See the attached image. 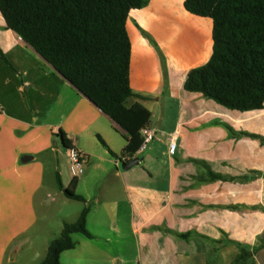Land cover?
I'll return each mask as SVG.
<instances>
[{
  "label": "crops",
  "instance_id": "0c3cea01",
  "mask_svg": "<svg viewBox=\"0 0 264 264\" xmlns=\"http://www.w3.org/2000/svg\"><path fill=\"white\" fill-rule=\"evenodd\" d=\"M127 31L130 86L150 97L141 103L152 113L155 138L139 152L138 168L124 171L125 132L9 29L0 13V264L15 241L46 220L38 217L37 202L42 196L55 201L51 188L56 182L59 189L58 180L66 188L76 181L77 195L108 204L115 219L126 205L138 264H237L241 251L218 242L226 238L250 249L245 264H264V109L232 111L185 89L189 72L213 55V20L190 13L185 0H150L131 10ZM60 132L86 156L77 179ZM210 170L229 179L210 180ZM59 220L64 226L78 219ZM62 230L43 234L37 245L27 236L38 264ZM189 232L188 240L178 236ZM89 243L78 242L81 250L61 259L70 253L68 264H92L100 255L107 259L99 264H115L109 249Z\"/></svg>",
  "mask_w": 264,
  "mask_h": 264
},
{
  "label": "trees",
  "instance_id": "16d2710c",
  "mask_svg": "<svg viewBox=\"0 0 264 264\" xmlns=\"http://www.w3.org/2000/svg\"><path fill=\"white\" fill-rule=\"evenodd\" d=\"M149 2L0 0L7 27L125 132L126 146L121 155L126 162L140 157L143 130L152 118L151 111L141 103L150 97L135 93L130 86L131 40L127 31L131 10L142 9ZM185 7L214 22L213 55L205 65L189 72L185 89L232 111L263 110L264 0H185ZM131 100L137 101L130 105ZM220 125L237 136L229 124ZM58 137L66 148L71 146L64 132ZM228 179L210 170V180ZM58 184L67 198L86 203L75 193L76 181L68 188L60 180ZM90 211L87 206L75 223H64L41 264H60L61 255L76 247L73 235L93 238L87 229ZM178 236L188 240L193 234ZM218 242L232 243L241 251L237 264H245L252 256L250 249L238 242L227 238Z\"/></svg>",
  "mask_w": 264,
  "mask_h": 264
},
{
  "label": "rangeland",
  "instance_id": "374dc122",
  "mask_svg": "<svg viewBox=\"0 0 264 264\" xmlns=\"http://www.w3.org/2000/svg\"><path fill=\"white\" fill-rule=\"evenodd\" d=\"M51 189L53 195L56 196L55 201L48 203L52 197L44 199L43 196H40L41 198H39L36 207L38 217L40 219L45 218L46 220L44 222L42 220L39 221L29 235H25L14 242L4 256L3 264H38L39 256L28 245H25L27 236L33 237L37 245L39 241L45 239L43 234L48 235L47 237H53V235L63 227V224L62 226L60 224V217L74 222L80 217L78 215L87 206L91 208L87 229L92 233L95 239L88 241L86 236L75 234L73 235V240L76 242V247L77 243L80 241L90 242V248L92 249H109L112 257L115 258V264H138V260L136 259L138 255L135 245L136 236L133 233L125 204L121 205L120 211H118V217L115 219L112 214V208L108 204L99 206L94 198L91 200L86 199V203L71 200L60 193L56 182H54ZM78 193L80 192H77V194ZM91 193L93 194V192ZM116 233L124 235V238H116ZM56 235L57 238L60 236V234L59 236L58 234ZM103 236L109 237L111 240L107 242L106 239H103L105 238ZM77 248V250H81L80 247ZM69 254L70 253H67V255L62 256V259H60L61 264H68ZM117 255L120 256V259L123 261L120 260L118 262ZM112 257L109 259H112ZM92 259L94 260L92 264H99L98 261H105L107 258L97 255L92 257Z\"/></svg>",
  "mask_w": 264,
  "mask_h": 264
},
{
  "label": "built area",
  "instance_id": "2783aa9c",
  "mask_svg": "<svg viewBox=\"0 0 264 264\" xmlns=\"http://www.w3.org/2000/svg\"><path fill=\"white\" fill-rule=\"evenodd\" d=\"M144 136V143L140 148V153L143 152L147 144L150 143L155 138V130L147 127L143 130ZM177 145L176 142L171 139L170 143V153L174 154L176 151ZM68 149L69 155V172L73 179H77L82 176L85 172V164H86V156L85 154L76 148L75 146L71 145Z\"/></svg>",
  "mask_w": 264,
  "mask_h": 264
},
{
  "label": "water",
  "instance_id": "95a60500",
  "mask_svg": "<svg viewBox=\"0 0 264 264\" xmlns=\"http://www.w3.org/2000/svg\"><path fill=\"white\" fill-rule=\"evenodd\" d=\"M142 160H143V157L140 156V157H138V158H136L130 162L124 163V164H122V169L124 171H128V170L132 169L133 167L139 165Z\"/></svg>",
  "mask_w": 264,
  "mask_h": 264
}]
</instances>
